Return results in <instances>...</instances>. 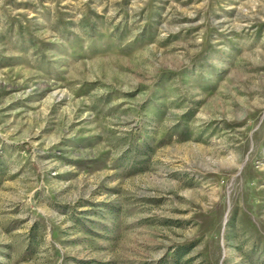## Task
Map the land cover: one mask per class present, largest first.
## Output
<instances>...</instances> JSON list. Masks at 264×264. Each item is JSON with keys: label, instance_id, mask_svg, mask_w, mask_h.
<instances>
[{"label": "rangeland", "instance_id": "rangeland-1", "mask_svg": "<svg viewBox=\"0 0 264 264\" xmlns=\"http://www.w3.org/2000/svg\"><path fill=\"white\" fill-rule=\"evenodd\" d=\"M0 264H264V0H0Z\"/></svg>", "mask_w": 264, "mask_h": 264}]
</instances>
